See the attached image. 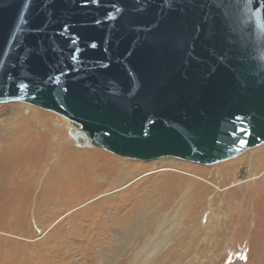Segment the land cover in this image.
Here are the masks:
<instances>
[{"label":"water","instance_id":"1","mask_svg":"<svg viewBox=\"0 0 264 264\" xmlns=\"http://www.w3.org/2000/svg\"><path fill=\"white\" fill-rule=\"evenodd\" d=\"M78 146L213 164L264 143V0H0V103Z\"/></svg>","mask_w":264,"mask_h":264},{"label":"bare ground","instance_id":"2","mask_svg":"<svg viewBox=\"0 0 264 264\" xmlns=\"http://www.w3.org/2000/svg\"><path fill=\"white\" fill-rule=\"evenodd\" d=\"M66 120L67 132L76 144L74 133L81 130ZM57 134L51 129L49 115L41 111L21 116L18 123L0 125V215L19 211L20 195L29 192L39 218L48 220L70 208L82 194L90 197L91 203H80L78 208L86 206L81 213L92 207L99 209L98 220L84 223L85 227L92 226L88 233L107 237L120 230L125 238L119 244L136 249L122 261L106 258L107 264H183L203 236L213 240L209 250L216 252L225 246L229 235L246 233L250 236L246 264H264V145L209 170L178 169L189 177L179 178L174 194L162 203L163 207L158 203L144 211L145 202L135 197L129 203L118 200L131 183L153 172L130 180L135 170L131 163L118 166L97 162L92 153L66 148ZM171 170L165 166L157 171ZM158 207L174 212L173 223H168L169 212L159 214ZM206 212L211 213L204 224ZM201 250L205 255L209 252ZM212 261L209 264H217L216 259Z\"/></svg>","mask_w":264,"mask_h":264},{"label":"rangeland","instance_id":"3","mask_svg":"<svg viewBox=\"0 0 264 264\" xmlns=\"http://www.w3.org/2000/svg\"><path fill=\"white\" fill-rule=\"evenodd\" d=\"M35 111H41L49 115L51 129L58 133L57 135H60L59 137L66 144V148L68 147V149L75 152L79 151L78 153H92L91 156L95 155L93 157L94 160L97 161L99 159L97 162L101 163L111 162L112 165L118 166L122 163H131L135 170L130 180L138 178L137 176H140L144 172H153L131 183L128 187L129 191L118 200L127 203L135 198L141 200L146 204L144 211L145 208H148L146 210L150 211L151 207L156 206L158 203L161 205L160 207H163L166 200L174 192L173 189L181 181L179 178L189 177L179 173L178 169L209 170L215 165L234 159L210 165L186 160L178 161L177 158L171 157L144 161L120 157L108 150L97 147H78L67 132L66 125L68 121L63 116L54 111L17 101L0 103V125L6 126L8 124L9 126L11 122L18 123L21 116L28 113L32 115ZM262 145L264 143L247 149L240 155ZM165 166L172 167L174 170L157 171L159 168ZM89 198L80 194L70 208L58 212L51 219L41 220L35 211V206L30 203L31 194L23 192L20 195L18 207L20 210L16 213H11L12 215H0V264H107L106 258L116 261L118 259L123 260L126 256H131V251L135 252L136 249L124 243L119 244L120 240L125 238L122 237L124 235L121 233L122 231L118 230L120 233L114 231L111 236H107L108 238L88 233V230L92 226L85 227L84 223L87 220L89 221V219H93L91 220L93 223L95 219L98 220L97 214L99 209L92 207V210L87 213H81L80 211L86 206L78 208V205L86 204L89 206V203H91V198ZM175 198H178L177 193L175 194ZM110 205L112 206V204ZM173 205L174 203L169 208L167 206V208L171 209ZM160 207H158L159 214L170 211L168 209L163 210ZM109 213L113 214L114 212ZM210 213L207 214L206 212L204 214V224H206ZM173 215V211L168 213V223H173ZM248 236L249 233L240 237L229 235L224 242L225 246L216 252L209 250L214 245L213 240L203 236L196 250L185 257L183 264H204L205 262L209 264L213 263L212 258L214 261L215 259L217 260V264H246L250 237ZM210 246L211 248H209ZM86 249L88 251H85ZM201 249H204L205 252L209 251L208 254H202Z\"/></svg>","mask_w":264,"mask_h":264}]
</instances>
